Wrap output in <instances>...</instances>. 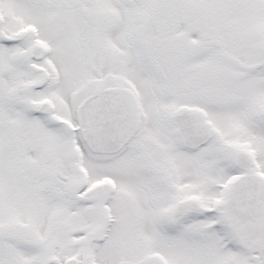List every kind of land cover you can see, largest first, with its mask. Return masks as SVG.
Segmentation results:
<instances>
[{
    "label": "snow or ice",
    "instance_id": "obj_1",
    "mask_svg": "<svg viewBox=\"0 0 264 264\" xmlns=\"http://www.w3.org/2000/svg\"><path fill=\"white\" fill-rule=\"evenodd\" d=\"M0 264H264V0H0Z\"/></svg>",
    "mask_w": 264,
    "mask_h": 264
}]
</instances>
